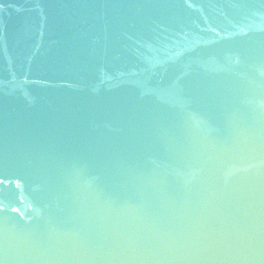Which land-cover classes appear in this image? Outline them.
Masks as SVG:
<instances>
[{"label": "water", "instance_id": "water-1", "mask_svg": "<svg viewBox=\"0 0 264 264\" xmlns=\"http://www.w3.org/2000/svg\"><path fill=\"white\" fill-rule=\"evenodd\" d=\"M0 264H264V0H0Z\"/></svg>", "mask_w": 264, "mask_h": 264}]
</instances>
